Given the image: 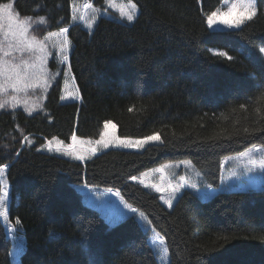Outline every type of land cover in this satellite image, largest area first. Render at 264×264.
<instances>
[{"label": "trees", "instance_id": "obj_1", "mask_svg": "<svg viewBox=\"0 0 264 264\" xmlns=\"http://www.w3.org/2000/svg\"><path fill=\"white\" fill-rule=\"evenodd\" d=\"M73 1L0 6L10 5L42 39L71 24ZM132 1L140 12L132 25L100 18L92 34L69 30L80 108L60 102L64 67L54 54L42 71L26 68L23 56H6L9 44L0 40V65L17 71L0 70V168H8V220L24 241L19 264H157L136 219L107 223L83 203V184L119 192L163 236L170 264H264V189L219 193L207 203L185 192L168 212L155 194L128 183L184 161L217 189L221 159L264 148V0H255L252 21L222 33L210 31L206 18L223 0ZM29 85L33 96L23 90ZM16 99L41 103L32 112L7 106ZM107 122L119 137L157 135L161 143L142 153L110 151L84 165L38 151L45 140L68 144L73 134L95 140ZM10 252L0 222V264H11Z\"/></svg>", "mask_w": 264, "mask_h": 264}, {"label": "rangeland", "instance_id": "obj_2", "mask_svg": "<svg viewBox=\"0 0 264 264\" xmlns=\"http://www.w3.org/2000/svg\"><path fill=\"white\" fill-rule=\"evenodd\" d=\"M79 0H74L73 11H74V21L83 25L84 28L89 29L93 23L94 19V10L90 9V4L84 3L83 5L79 4ZM225 0L219 10L224 7L222 10H218L213 16L208 17V27L213 29H227L229 27L241 28L246 22L250 21L253 15L254 10H252V3L254 9V0ZM231 2V3H230ZM135 8V16L131 20H127L128 22H132L137 14L138 10ZM100 16H108L107 13H99ZM40 23H35V28L38 29V25ZM8 25V26H6ZM28 20H17L12 16L11 6L10 5H2L0 6V26L3 27L4 33L0 30V40L9 44L10 53L6 55L8 58H12L13 54L17 56H23L20 58L21 65H25L28 68V65H37L39 71L44 70L46 63L49 62V55L54 54V61L58 65H62L64 67L63 73V84L61 90V101L62 102H78L79 95L77 86L75 81L71 75L70 68L65 65L68 64V56H69V44L66 38V30L62 29L57 32L50 33L43 37L42 39H38V37L33 38L31 33L29 34ZM6 35V39H4ZM68 35V34H67ZM3 55V52L0 50V56ZM1 62V61H0ZM3 63V62H1ZM64 64V65H63ZM0 70L16 72V69L12 65H0ZM28 71V69H27ZM1 81H6V79L1 78ZM35 87L29 85V88L23 89L25 94L32 95V91ZM17 89L14 88L12 94H17ZM40 103L35 105H29L27 103H23L20 100H9L7 106L10 108L17 107L16 104L23 105L26 109L25 111H37L40 107ZM160 139L158 136H153L143 140H132V139H120L116 135L115 127L111 122H107V124L103 125V129L101 131V135L97 144H89L85 141H79L77 139L71 140L69 145H63L55 139L45 141V144L41 151L59 154L69 159H73L79 162H84L91 155H95L98 152H103L107 150H122L129 151L134 150L136 152H141L147 146L151 145H159ZM99 150V151H98ZM225 163H229L230 167L225 171H223V176L220 178V185L217 189H212L219 193H230V192H246L249 190L259 191L264 188V149L260 152L254 151V149H250L245 153L239 156L228 157L225 159ZM164 168H169L171 179L176 180L173 181L169 178H165L162 180L160 186L155 183L153 176L157 177L158 174L162 176L166 175L165 170H160L158 173H149L139 177L138 180H134L133 182L139 183L140 185H149L154 186L156 189L160 187L159 191L161 194V200L163 196H166L170 201L163 202V205L167 208H170L175 202L176 198L180 195L182 189H185L183 185V181L180 180L179 174L182 171V174L185 178V182H193L192 186H188V191L197 195L201 200L207 201L212 197L213 192L203 187V180L199 175H196L195 178H192L193 167L190 163H175V164H167ZM195 170V169H194ZM1 176V175H0ZM178 177V178H177ZM177 178V179H176ZM1 179V202H0V220L4 225L6 231H10L13 235V231H16V228L8 220L7 215V207L8 200H6V187L7 184L4 180ZM154 182H153V181ZM175 183V185H173ZM103 190V189H100ZM83 192V190H81ZM117 197V195H116ZM113 195L108 194L107 192L95 191L93 189H87V195L83 198V201L97 209L103 218L109 224H115L121 219L125 218L132 213V209L128 208L126 205L115 201L116 198ZM6 200V203H5ZM103 202L106 203L107 209L103 211ZM117 206L122 213L125 214L120 219H113L110 215H108V210L111 206ZM143 230L147 231V228L143 225V222L147 223V220L143 216H139L138 219ZM13 228V230H12ZM149 228V225H148ZM15 235V234H14ZM16 237L15 241L12 240L13 247L11 249V264H19L18 257L23 251L24 243L23 240L19 237ZM11 238V236H9ZM15 238V237H14ZM152 247L154 251L156 248L154 247L151 241ZM166 250V249H165ZM167 262L168 264V253ZM159 264H161L160 260L157 258Z\"/></svg>", "mask_w": 264, "mask_h": 264}, {"label": "bare ground", "instance_id": "obj_3", "mask_svg": "<svg viewBox=\"0 0 264 264\" xmlns=\"http://www.w3.org/2000/svg\"><path fill=\"white\" fill-rule=\"evenodd\" d=\"M70 68V67H69ZM71 72V71H70ZM72 75V74H71ZM73 77V76H72ZM220 185V184H219Z\"/></svg>", "mask_w": 264, "mask_h": 264}]
</instances>
